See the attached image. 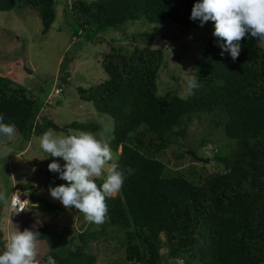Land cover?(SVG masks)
I'll return each mask as SVG.
<instances>
[{
  "label": "trees",
  "instance_id": "obj_1",
  "mask_svg": "<svg viewBox=\"0 0 264 264\" xmlns=\"http://www.w3.org/2000/svg\"><path fill=\"white\" fill-rule=\"evenodd\" d=\"M195 2L74 0L66 10L74 34L85 33L93 41L99 32L121 28L130 20L175 22L194 30L200 25L190 19ZM16 7L36 12L42 33L57 17L56 0H0V11ZM205 32L203 53L194 59L199 87L192 94L182 96L176 88L159 93L165 55L151 43L153 31L136 34L133 39L143 44L133 49L112 45L101 61L107 78L90 87L78 86L82 100L114 120L109 144L118 155L116 163L135 169L119 193L106 198L107 224L118 229L113 233H124L122 261L127 264H264V42L246 35L233 61L229 53L221 55L214 22ZM41 109L31 89L0 75V114L23 139L49 129H101L92 121L60 126L39 117ZM208 115L212 127L222 128L229 138L230 149L216 147L207 156L221 169L171 168L159 158L172 149L181 164L189 154L184 151L189 123ZM207 143L205 136L199 146ZM41 207L48 205L42 202ZM36 230L39 240L60 244H51L55 247L44 261L52 255L56 264H96L92 242L105 226L101 232L83 230L72 238L45 226Z\"/></svg>",
  "mask_w": 264,
  "mask_h": 264
},
{
  "label": "rangeland",
  "instance_id": "obj_2",
  "mask_svg": "<svg viewBox=\"0 0 264 264\" xmlns=\"http://www.w3.org/2000/svg\"><path fill=\"white\" fill-rule=\"evenodd\" d=\"M73 1L56 0L57 17L46 33H42L41 18L29 8L16 7L0 11V75L9 76L32 90L42 107L39 117L46 116L60 126L73 121L97 122L101 125L100 130L87 131L109 143L114 120L98 112L93 103L82 100L78 86L90 87L107 78L101 61L103 53L108 52L112 45H122L126 50L133 49L136 44H143L133 37L150 31L154 35L151 43L155 47H161L165 55L158 78L159 93L176 88L182 96L188 95L186 81L195 76L194 59L203 53L202 48L206 43L205 28L212 26V21L191 30L175 22L152 24L145 19L130 20L121 28H107L99 32L98 40L92 41L87 40L85 33L74 34L72 21L66 10ZM64 76L67 81L63 80ZM57 87L59 96L54 93ZM49 92L53 96L49 97ZM211 120L212 116L208 115L194 118L189 123L185 152L194 150L207 158L216 147L230 149L228 136L222 128H213ZM205 136L209 140L208 146H199ZM112 152L114 159L108 166L118 159L113 149ZM46 155L40 147V137L33 136L31 140H25L16 133L11 138L0 135V191L6 190L9 199L8 205L0 203V251L9 234L17 228L23 231L24 228L35 226L38 229L45 226L72 238L83 230L101 232L105 226V232L100 233L98 239L92 242V250L97 256L96 264H127L122 261L125 252L121 244L124 233H113V229H118L107 224L108 218L100 225L89 223L83 213L74 207L65 208L60 201L51 197L50 186L67 182L61 180L58 173L48 169L52 159L63 164L62 158L45 157ZM159 158L171 168L185 169L195 165L205 166L207 171L221 169L214 162L202 163L192 159L189 154L182 158L181 164H177L172 149L162 152ZM97 180L103 182V177ZM16 188L29 197L30 205L25 213H12L10 210L11 195ZM42 202L48 207H41ZM54 243L57 241L53 239L39 240L41 257L55 247L51 245Z\"/></svg>",
  "mask_w": 264,
  "mask_h": 264
},
{
  "label": "clouds",
  "instance_id": "obj_3",
  "mask_svg": "<svg viewBox=\"0 0 264 264\" xmlns=\"http://www.w3.org/2000/svg\"><path fill=\"white\" fill-rule=\"evenodd\" d=\"M190 19H198L201 26L209 21L214 22L213 35L218 38L221 55L227 52L233 61L239 57L241 41L246 35L264 42V0H196ZM187 85L190 94L199 87L197 80L191 77L187 79ZM56 89L59 87L54 89V93ZM15 131V126L5 123L4 116L0 114V134L11 138ZM39 137L40 147L47 153L45 157L62 158L64 161L62 165L57 159H52L48 164L50 172L58 173L59 178L67 182L50 186L51 197L60 201L65 208L74 207L83 213L89 223H104L108 212L106 198L119 193L126 178L135 169L121 168L118 163L108 166L114 159L110 144L92 132L75 130L58 134L49 129ZM102 177L103 182L98 186L95 181ZM19 192L27 201L25 209L17 208ZM0 203L9 204L6 190L0 191ZM29 205L26 193L14 189L10 199L12 213H25ZM40 235L35 226L23 231L17 228L11 232L0 251V264H56L52 255H48L46 261L42 259Z\"/></svg>",
  "mask_w": 264,
  "mask_h": 264
},
{
  "label": "built area",
  "instance_id": "obj_4",
  "mask_svg": "<svg viewBox=\"0 0 264 264\" xmlns=\"http://www.w3.org/2000/svg\"><path fill=\"white\" fill-rule=\"evenodd\" d=\"M55 93L59 94V89H56ZM51 96H53L52 93L49 94V97H51ZM19 193H20V198L17 201V208L22 207L25 209L27 201L25 200V197H23V194L21 192H19Z\"/></svg>",
  "mask_w": 264,
  "mask_h": 264
},
{
  "label": "water",
  "instance_id": "obj_5",
  "mask_svg": "<svg viewBox=\"0 0 264 264\" xmlns=\"http://www.w3.org/2000/svg\"><path fill=\"white\" fill-rule=\"evenodd\" d=\"M188 153L191 154L193 158H195L198 161L204 163H208L210 161V157L204 158L203 156L198 155L194 150H189Z\"/></svg>",
  "mask_w": 264,
  "mask_h": 264
}]
</instances>
